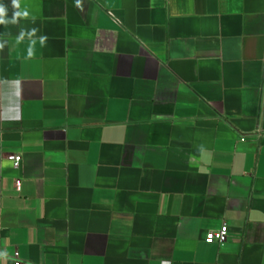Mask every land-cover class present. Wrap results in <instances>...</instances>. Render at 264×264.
<instances>
[{"label": "crops", "instance_id": "crops-1", "mask_svg": "<svg viewBox=\"0 0 264 264\" xmlns=\"http://www.w3.org/2000/svg\"><path fill=\"white\" fill-rule=\"evenodd\" d=\"M20 3L0 264H264V0Z\"/></svg>", "mask_w": 264, "mask_h": 264}, {"label": "clouds", "instance_id": "clouds-1", "mask_svg": "<svg viewBox=\"0 0 264 264\" xmlns=\"http://www.w3.org/2000/svg\"><path fill=\"white\" fill-rule=\"evenodd\" d=\"M13 12H12V17L8 19V9L7 7L3 4L0 3V25H8L9 23L15 24L18 22L19 19L21 18H28L29 12L27 10H20L21 9V3L20 0H11ZM36 29H32L30 32L27 33L29 37L35 35ZM25 32L20 33V39H23L25 36ZM46 40V37H41L40 38V43L43 44ZM0 48H3V44H0ZM33 53L30 50L28 55L31 56ZM7 254L6 253H0V258H6Z\"/></svg>", "mask_w": 264, "mask_h": 264}, {"label": "built area", "instance_id": "built-area-1", "mask_svg": "<svg viewBox=\"0 0 264 264\" xmlns=\"http://www.w3.org/2000/svg\"><path fill=\"white\" fill-rule=\"evenodd\" d=\"M9 161H12L18 166V164L21 162L22 158L20 155H8L6 157ZM22 188V184L20 180H16L15 182V189L17 192H20ZM230 233V228L227 224H224L221 228L218 230L210 231L206 234V241L209 243H218L219 245H223L227 242L228 237ZM16 257V264H21L18 261V254Z\"/></svg>", "mask_w": 264, "mask_h": 264}]
</instances>
